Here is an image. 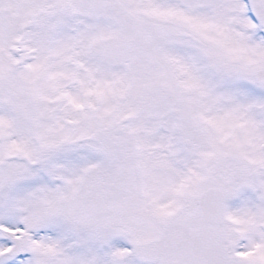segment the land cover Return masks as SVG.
<instances>
[{
    "label": "snow or ice",
    "instance_id": "6c2138e0",
    "mask_svg": "<svg viewBox=\"0 0 264 264\" xmlns=\"http://www.w3.org/2000/svg\"><path fill=\"white\" fill-rule=\"evenodd\" d=\"M0 264H264V0H0Z\"/></svg>",
    "mask_w": 264,
    "mask_h": 264
}]
</instances>
